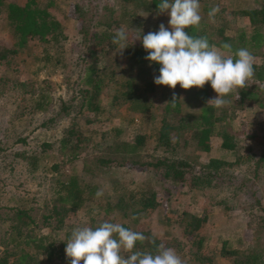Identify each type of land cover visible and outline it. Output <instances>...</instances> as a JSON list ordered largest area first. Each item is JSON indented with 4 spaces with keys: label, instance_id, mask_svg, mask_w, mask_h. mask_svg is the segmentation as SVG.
<instances>
[{
    "label": "rangeland",
    "instance_id": "1",
    "mask_svg": "<svg viewBox=\"0 0 264 264\" xmlns=\"http://www.w3.org/2000/svg\"><path fill=\"white\" fill-rule=\"evenodd\" d=\"M25 1L7 0L21 5ZM36 2L40 8H47L60 23L66 40L56 44L30 40L16 55L0 64V259L7 249L8 254L16 253L9 257L8 264H15L22 247L19 245L17 249L10 235L5 234L11 224L8 217L13 214L8 209L31 208L37 223L35 234L37 238L46 239L44 246L52 241L55 246L63 242L66 232L76 226L95 228L109 221L128 225L131 230L150 236L155 233L160 243L176 250L184 264H200L198 260L203 254L213 258L212 264H233V257L221 256L223 242L228 250L236 251L239 256L252 257L253 264H264V164L255 165L262 152L263 110L257 107L256 101L246 97L241 103L240 89L234 90L228 95L230 102L218 113L224 116L222 128L233 136V150L221 148L220 137L213 136L211 153L206 155L196 147L195 129L182 133L187 142L184 150L175 144L177 130L169 134V142H161L159 133L168 127L167 124L176 125L181 117L184 124L200 121V107L194 103V87L185 90L179 84L175 89L155 84L153 92H149L147 83L151 78L139 74L140 67L130 60L129 48L112 49L103 36L112 37L121 27L127 32L141 30L142 34H147L158 31L161 23L171 30L170 16L166 12L149 13L144 10L145 6L131 0ZM204 4L210 9L220 6L215 22H211L208 15L204 18L212 28H224L227 35L234 37L238 29L249 30L248 20L237 15L239 8L264 6V0H253L248 5L238 0H200L201 16ZM74 6L83 13L86 36L79 33ZM14 43L6 10L1 8L0 47ZM88 47L96 48V67L104 75L100 110L96 113L87 111L86 107L79 109L84 68L86 62L93 61ZM262 60L255 57V63ZM129 82L135 94L140 92L146 98L149 107L146 113L132 110L137 101L132 104L121 97V102L114 103L115 96L127 92ZM207 84L213 90L210 82ZM177 92L183 103L181 113L166 114L164 108ZM39 106L43 109H38ZM63 106L68 108L67 113L61 111ZM181 125L179 122L178 126ZM70 128L73 135L68 137L65 134ZM64 138L68 144L62 150L60 142ZM135 139L142 142L135 159L144 164L163 157H186L198 167L205 166L209 158L223 160L229 164L221 171L224 182L191 188L189 179L185 184L165 182L149 166L97 165L98 158H122L118 155L125 154L128 149L122 151L117 146ZM75 146L77 149L73 150ZM71 152L77 154L75 159L68 154ZM130 160L134 161L128 158L126 163ZM32 162L35 163L33 172ZM72 176L80 179L81 184L95 188V193L103 190V196H90L76 215L67 220L68 225L53 231L54 225L45 227L42 224V216L49 214L57 199V180L66 182ZM130 196L137 199L144 196L149 200L154 197L160 204L138 215L136 224L132 223L131 212L141 208L138 204L125 209L128 218H123V212L117 209H107L108 203L116 205L119 199L129 204ZM183 213L206 218L200 234L188 233ZM27 251L35 256L33 264H70L55 256L47 263L46 254L35 245H30Z\"/></svg>",
    "mask_w": 264,
    "mask_h": 264
},
{
    "label": "trees",
    "instance_id": "2",
    "mask_svg": "<svg viewBox=\"0 0 264 264\" xmlns=\"http://www.w3.org/2000/svg\"><path fill=\"white\" fill-rule=\"evenodd\" d=\"M121 2H128L129 0H120ZM134 2H138L142 6H145L144 10L149 11V13H158V4L161 0H131ZM244 5H248L253 0H238ZM202 20L199 25V29L194 26H190L185 29L189 35L194 37L206 36L209 43L212 45H216L218 49H220L224 55H232V52L239 48H247L254 57H261L264 59V6H258L257 8H239L237 11V15L248 20L249 30L238 29L236 30L235 36H229L226 34L224 28H212L211 24L205 20L204 16L210 11L209 6L202 5ZM5 8L7 13V21L9 25L12 27L13 36L15 38V43L10 46H2L0 47V64L7 61V59L11 56L17 54V52L24 48L28 41L33 39H38L40 42L44 44H56L61 41L66 40V36L63 33L61 25L58 21H56L47 8H40L36 0H26L24 4H18L16 2H7V0H0V9ZM151 11V12H150ZM75 20L78 21L79 33L86 36L87 30L86 27L83 26V18L81 15L83 14L81 9L77 6H74ZM143 26L142 24H140ZM129 39L126 42V46L129 48L131 52L130 60L136 66L140 67L139 74H143L144 76H148L151 78V81H148L147 87L148 91L153 92V87L155 86L154 77L159 75L160 65L155 62H149L144 57L148 54L145 49L141 46V42L139 40H135V36L138 34L134 32H128ZM114 35L112 37L103 36L106 39L108 46L112 49L117 48V45L112 43ZM86 39V38H84ZM223 43H228L232 46V52H228L223 49L221 45ZM88 54L90 59H93L91 62H86L84 68L85 72L83 75V79L81 81V88L79 90V94L81 97L80 110L86 107L89 112H99L100 110V102L99 96L103 92V81L104 75L103 71L96 67L97 59L96 54L97 50L94 47H88ZM87 54V55H88ZM151 63V66H149ZM255 76L249 83L252 86H247L246 88H242L239 90L240 102L247 97L248 100L256 101L258 104V108L263 110L262 117V130L264 133V60L260 63H255ZM139 77L138 75H136ZM191 93V92H190ZM193 94V93H192ZM194 95L196 97L195 104L200 107V121L191 120L185 122L181 117L179 122H181V126L169 125L168 127L163 128L162 132L159 133V140L161 142L167 143L169 142V134L172 131L177 130V139L175 140V144L180 149L184 150L187 146L186 138L182 137V133L186 132V130L197 131V144L196 147L199 148L206 155L211 153L212 146V137H220L221 145L220 147L225 150H233L235 148V144L233 143V136L222 128V122L224 116H219L218 113L222 110V107L215 108L207 105V100L209 97H215L217 94L214 90H210L208 84L205 83L203 88L194 87ZM176 101L175 106H173L171 97L168 101L169 103L165 106L164 112L166 114H180V108L183 105L181 102V98L178 92L175 94ZM127 102H131L132 104L136 102L133 109H137L141 113H146L148 111L147 100L143 94L140 92L135 94V90L133 84L129 82L127 92L121 94L119 96H115L113 98L114 103L118 104L122 101V98ZM229 99V97H225ZM141 100V101H139ZM146 103V104H145ZM38 109H43L41 106ZM61 111L65 113L68 112L67 107H62ZM63 112V113H64ZM195 122V123H194ZM197 122V123H196ZM217 129H219L217 131ZM73 129L70 128L65 135L68 137L73 135ZM119 132V131H118ZM262 142V152L255 163L256 166H261L264 164V134L260 138ZM24 142V140H21ZM68 144V141L64 138L61 140L60 145L61 149L65 148ZM142 142L140 139H135L132 143H123L117 146L122 149V151H126L125 154H119V157L122 158H107L96 160L97 165L101 167H107L109 164L115 163L116 165H111L112 167H124L128 168H144L145 166H149L152 171L155 173H159L162 180H170L173 182H177L180 184H185V180L189 179V186L191 188H204L210 186L212 183H221L224 182V178L221 175V171L223 167L229 166V164L223 160L209 158L208 163L206 165L197 166L196 164H192L186 157H180L179 159H170L168 157H163L158 160H155L152 163H141L136 160V156L138 150ZM119 148V149H120ZM77 149V146L73 148ZM178 149V148H176ZM119 152V151H118ZM72 159H75L77 154L74 152L68 153ZM127 158L126 160H124ZM132 159L130 163H126L127 160ZM136 160V161H135ZM33 168L31 171H34L35 163L32 162L30 164ZM56 169V168H54ZM58 190L55 192L57 195L56 201L53 202L51 208L49 210L48 215L42 216V224L45 227H50L54 225L52 228L53 231L62 230L63 227L68 225L67 220L73 218L74 215L83 207L84 202L89 199L90 196L95 195V188H92L89 184H81L80 179L76 176L70 177L66 182H60L57 180ZM129 204L125 203L122 199H119L116 205L109 204L107 205L108 210L117 209L120 212H123L122 217L128 218L129 216L126 214L125 209L133 204H138L141 208L138 210H132V223L136 224L139 220L138 215L145 213L149 209H154L160 202H156L155 198H145L141 196L139 199L134 196H130ZM9 212L13 213L11 217H8V221H11L9 231L5 234L10 235L14 245L18 249V246H22L17 256L15 264H33L35 261V256L31 254L27 249L30 245H35V248L38 250H43L46 254L47 263L51 261V259L55 256L58 260L70 262L69 259L65 256V248L66 241L70 238L71 232H66L65 239L63 242L58 243L55 246V242H49L48 245L44 246L43 242L46 240L43 237L37 238L35 234L37 223L33 216V211L31 208H9ZM135 217V218H133ZM183 222H188L186 228L189 234L198 235L204 229L206 224V218L198 217V216H189L186 213H183L182 216ZM125 228L130 227L125 224H121ZM92 227V226H91ZM94 228V227H93ZM142 233V232H141ZM145 236H150L148 233H143ZM201 241V240H200ZM198 242L200 244L201 242ZM157 243L160 242L157 240ZM136 248L138 250H150L152 246L147 242L141 243L137 242ZM8 250L5 249L4 257L0 259V264H8V259L11 255L15 256V254H8ZM221 256L225 259H230L233 257V264H253V258L250 256H239L236 251H231L226 248V242L222 243ZM200 264H212L213 258L209 256H205L204 254L200 256L199 260Z\"/></svg>",
    "mask_w": 264,
    "mask_h": 264
},
{
    "label": "clouds",
    "instance_id": "3",
    "mask_svg": "<svg viewBox=\"0 0 264 264\" xmlns=\"http://www.w3.org/2000/svg\"><path fill=\"white\" fill-rule=\"evenodd\" d=\"M165 12L170 16L171 30L161 23L155 32L142 34L138 30L134 39L141 40L148 53L144 58L160 65L154 83L172 89L179 84L187 90L203 88L210 82L217 95L208 99L207 105L215 108L227 105L230 101L225 97L234 90L246 88L254 78L255 57L247 48L232 52V46L223 43L221 47L232 52L226 56L216 45L210 44L206 36L194 37L185 31L190 26L199 29L202 20L200 0H161L157 14ZM219 12L220 6H213L207 13L209 20L215 22ZM128 39L129 33L121 27L115 31L112 43L122 51L127 47ZM175 101L173 94V106ZM95 195L100 198L103 190H97ZM137 242H147L152 248L138 250ZM65 254L70 264H81V261L83 264H184L175 249L157 243L155 233L145 236L109 221L95 228L88 225L74 227L66 241Z\"/></svg>",
    "mask_w": 264,
    "mask_h": 264
}]
</instances>
